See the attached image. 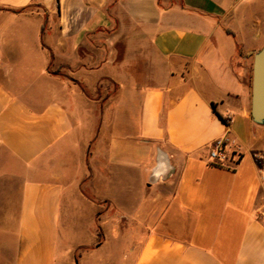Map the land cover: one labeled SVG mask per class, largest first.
Returning <instances> with one entry per match:
<instances>
[{"label": "crops", "instance_id": "crops-1", "mask_svg": "<svg viewBox=\"0 0 264 264\" xmlns=\"http://www.w3.org/2000/svg\"><path fill=\"white\" fill-rule=\"evenodd\" d=\"M263 47L264 0H0L7 264H264Z\"/></svg>", "mask_w": 264, "mask_h": 264}, {"label": "rangeland", "instance_id": "rangeland-1", "mask_svg": "<svg viewBox=\"0 0 264 264\" xmlns=\"http://www.w3.org/2000/svg\"><path fill=\"white\" fill-rule=\"evenodd\" d=\"M51 70L55 71L56 67L55 66L51 67ZM252 70H253V67L250 66V72H249V77H248L250 88L252 85ZM59 71H61V70H59ZM61 72H63V71H61ZM118 89H119V87L115 83H113L111 81H103L101 84H99L97 89H95V88L86 89V93H87V96L91 100L101 101L103 106H106V105L108 106L110 104L111 100L116 98V94L118 92ZM98 210H99V212H104L105 208H104V206H102L100 204V206H98ZM99 224H100L99 221H97V227H96L97 232H99V228H100ZM64 232H65L64 229L61 227V231H60L61 235H63ZM63 246H64V242H63V239L61 236L60 241H59V253H58L59 263L58 264H63L62 263ZM82 251H83V249H82ZM82 251L76 252L75 260H77V256L79 254H81ZM0 264H7L6 258L1 251H0ZM71 264H74V262H72Z\"/></svg>", "mask_w": 264, "mask_h": 264}, {"label": "water", "instance_id": "water-1", "mask_svg": "<svg viewBox=\"0 0 264 264\" xmlns=\"http://www.w3.org/2000/svg\"><path fill=\"white\" fill-rule=\"evenodd\" d=\"M251 116L264 124V47L254 56L251 85Z\"/></svg>", "mask_w": 264, "mask_h": 264}, {"label": "built area", "instance_id": "built-area-1", "mask_svg": "<svg viewBox=\"0 0 264 264\" xmlns=\"http://www.w3.org/2000/svg\"><path fill=\"white\" fill-rule=\"evenodd\" d=\"M225 142H226L225 139H219L211 147L209 152L210 163L212 165L234 168L237 159L236 160L231 159L228 153L225 151ZM262 216L264 218V213L262 214Z\"/></svg>", "mask_w": 264, "mask_h": 264}, {"label": "trees", "instance_id": "trees-1", "mask_svg": "<svg viewBox=\"0 0 264 264\" xmlns=\"http://www.w3.org/2000/svg\"><path fill=\"white\" fill-rule=\"evenodd\" d=\"M216 115L223 121V123L225 124V125H229V120L228 119H225V118H223V117H221L220 115H218L217 113H216ZM237 156V161L239 160V158H240V155L238 154V153H236L235 151L234 152H232V153H230V158H232V157H236ZM236 161V162H237Z\"/></svg>", "mask_w": 264, "mask_h": 264}]
</instances>
